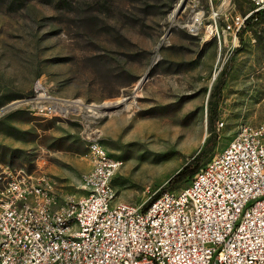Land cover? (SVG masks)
<instances>
[{
    "label": "rangeland",
    "instance_id": "obj_1",
    "mask_svg": "<svg viewBox=\"0 0 264 264\" xmlns=\"http://www.w3.org/2000/svg\"><path fill=\"white\" fill-rule=\"evenodd\" d=\"M249 7L228 0L217 36L205 20L206 0H26L13 10L0 2V169L42 177L54 206L62 205L84 193L81 136L95 129L119 161L116 200L144 206L160 188L183 187L185 180L165 182L210 145L211 127L204 161L240 123L264 119V10L233 43L220 32ZM196 8L203 22L190 31ZM227 63L211 123L210 92ZM37 85L74 100L71 111L36 114ZM125 99L128 109L103 107Z\"/></svg>",
    "mask_w": 264,
    "mask_h": 264
},
{
    "label": "built area",
    "instance_id": "obj_2",
    "mask_svg": "<svg viewBox=\"0 0 264 264\" xmlns=\"http://www.w3.org/2000/svg\"><path fill=\"white\" fill-rule=\"evenodd\" d=\"M206 1L205 20L218 36L216 17L228 0ZM249 2L220 29L224 41L233 43L264 10V0ZM202 12L190 17V31L203 22ZM33 98L34 112L43 115L70 112L74 101L40 88ZM82 133L84 193L62 205L54 206L42 177L0 169V264H264V119L240 123L187 184L162 189L144 206L115 199L111 178L119 161L95 129Z\"/></svg>",
    "mask_w": 264,
    "mask_h": 264
},
{
    "label": "trees",
    "instance_id": "obj_3",
    "mask_svg": "<svg viewBox=\"0 0 264 264\" xmlns=\"http://www.w3.org/2000/svg\"><path fill=\"white\" fill-rule=\"evenodd\" d=\"M26 0H0L1 3L5 4L8 9H17L18 7L22 6L23 3ZM52 1V0H48ZM58 2L64 1V0H57ZM261 14V13H260ZM228 63L226 67L221 72V77L218 79V81L213 85L212 91L210 92V96L212 99L209 102V109H208V118L209 121L212 123L213 119L215 118L216 114V108H217V100L219 98V92L220 87L223 82V77L225 75V72L227 70ZM215 137V130L211 127L210 136L208 138V142L210 141V145L208 146V143L203 145L196 154L193 155L185 164L181 166V168L175 172L172 176L169 177V179L165 182V187L172 185L177 182H181L183 180L186 181V184L192 177V175L196 172L198 167L205 162L204 159L208 155V153L211 150L212 144L214 142ZM163 188H160L157 192H155L151 199H153L159 191H161Z\"/></svg>",
    "mask_w": 264,
    "mask_h": 264
},
{
    "label": "bare ground",
    "instance_id": "obj_4",
    "mask_svg": "<svg viewBox=\"0 0 264 264\" xmlns=\"http://www.w3.org/2000/svg\"><path fill=\"white\" fill-rule=\"evenodd\" d=\"M175 14V13H174ZM192 24H195L194 22H192ZM141 83H138V85H140ZM137 85V84H136ZM38 88H41L39 85H37ZM129 99H125L124 101H116V102H109L107 104H105L103 107H119V106H124L125 109L129 107V104L127 103ZM79 103V102H78ZM70 107V105H69ZM68 107V108H69ZM67 109V108H66ZM73 109V107H72Z\"/></svg>",
    "mask_w": 264,
    "mask_h": 264
}]
</instances>
